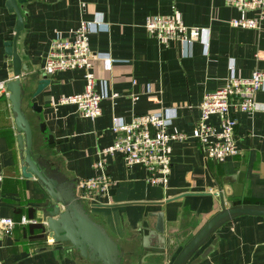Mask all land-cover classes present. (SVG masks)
Segmentation results:
<instances>
[{
    "label": "crops",
    "instance_id": "crops-1",
    "mask_svg": "<svg viewBox=\"0 0 264 264\" xmlns=\"http://www.w3.org/2000/svg\"><path fill=\"white\" fill-rule=\"evenodd\" d=\"M5 3L0 0V83L6 85L14 79L5 43L13 39L16 16ZM22 15L16 47L27 67L22 74L31 78L45 74V58L57 35L65 37L82 20L95 16L103 23L102 30L89 37V49L113 62L109 68L104 61L93 67L95 90L105 87L109 95L100 103L95 121L82 118L74 105L58 104L60 97L83 92L80 70L48 76L47 89L35 99L31 94L36 81L26 85L23 100L34 156L44 158L75 185L95 174L97 152L112 145L114 117L130 123L137 115L174 109L169 131L190 136L200 116L199 104L224 86L229 67L242 79L255 70L264 71V20L258 30L234 28L229 24L232 19L254 18L255 13L229 7L224 0H27ZM153 16H176L185 26L207 28L208 48L195 43L190 51L176 41L160 43L144 28ZM133 95L138 96L136 101ZM255 101L258 111L237 115V156L217 161L209 159L194 139L172 143L166 187L147 182L145 169L128 167L119 154L107 157L106 171L114 184L107 197L85 207L119 245L121 264H170L182 244L173 243L159 258L147 256L142 245L143 236L156 225V213L163 215L165 238H190L220 210L218 186L231 195L225 198L226 206L264 204V86ZM33 102L40 113L31 109ZM207 124L219 131L215 117ZM16 138L10 103L0 95V217L16 222L11 234L0 231V264H101L81 257L65 243L43 239L38 207L47 200L36 178L21 174ZM241 171L242 192L233 196L231 181ZM23 217L36 222L21 224ZM154 243L153 238L145 242ZM186 264H264V216L242 215L225 222Z\"/></svg>",
    "mask_w": 264,
    "mask_h": 264
},
{
    "label": "built area",
    "instance_id": "built-area-1",
    "mask_svg": "<svg viewBox=\"0 0 264 264\" xmlns=\"http://www.w3.org/2000/svg\"><path fill=\"white\" fill-rule=\"evenodd\" d=\"M229 7L241 12H254L250 19H232L229 24L234 28H260L264 20V0H224ZM103 23L97 16L91 21L82 20L79 26L65 37L57 35L45 58L44 73L47 76L57 72L83 71L85 86L82 93L63 96L59 105H74L77 113L84 119L95 121L101 114L100 103L109 99L104 87L102 91L95 90V80L91 61L100 59L106 67L112 65V60L93 53L89 49V37L102 30ZM145 30L157 41H176L190 51L195 43L205 50L208 48V29L188 27L176 16L147 19ZM229 75L222 88L213 94L205 95L198 109L200 116L194 124L190 136L182 132H170L175 120L174 109H164L144 115L134 116L130 123L121 119H112L111 131L115 139L109 147L97 152L92 163L95 174L79 181L80 199L84 205H89L107 197L114 181L106 171L107 157L119 154L128 166L140 165L146 171V180L152 185L167 186L171 170L172 143L184 142L191 138L197 141L201 150L212 160L224 161L239 154L236 147L237 115L252 114L259 110L255 95L264 86V71L255 70L249 78L236 76L233 67H229ZM135 85L136 82L132 81ZM145 92L150 93L148 89ZM0 95L6 96L5 83H0ZM115 96V95H114ZM133 101L138 99L133 95ZM264 111V107H263ZM215 117L219 131L207 124ZM3 176L0 172V182ZM35 223V220L21 218L19 223ZM15 221L10 217H0V231L11 234Z\"/></svg>",
    "mask_w": 264,
    "mask_h": 264
},
{
    "label": "water",
    "instance_id": "water-1",
    "mask_svg": "<svg viewBox=\"0 0 264 264\" xmlns=\"http://www.w3.org/2000/svg\"><path fill=\"white\" fill-rule=\"evenodd\" d=\"M26 2L27 0H6L5 3L8 12L16 16L13 39L5 43V54L10 59L14 79L6 83L5 91L8 94L7 99L11 106V114L17 134L16 141L21 174L25 178L35 177L42 186L47 200L46 204L38 207L41 211L39 223L45 229L43 239L50 237L53 242L65 243L68 249L77 250L81 257L88 258L91 262L121 264L122 250L105 228L90 216L80 199L81 189L79 185H75L74 181H67L44 158L35 157L33 154L32 126L23 109L26 85L36 81V87L31 94V99H35L47 89L50 80L46 74H41L39 78H31L22 74V72L27 71V67L17 54L16 45L19 34L23 30L22 7ZM31 109L36 113L41 112V108L36 102L31 104ZM40 128L42 134H46L43 126ZM46 140L48 144H51L52 136L48 135ZM243 181L244 172L241 171L231 181L233 196L241 195ZM215 196L218 197L220 210L211 216L190 238L184 237L176 241L165 238L163 236V215L161 212L156 213L157 222L154 229L148 231L142 238V245L146 248L147 256L162 257L165 250L171 247L173 243L176 247L182 244L170 264H186L210 235L225 222L242 215L264 216V204L226 206L225 198L231 195H224L221 186L217 187ZM150 238L155 239L153 246L145 244Z\"/></svg>",
    "mask_w": 264,
    "mask_h": 264
},
{
    "label": "rangeland",
    "instance_id": "rangeland-1",
    "mask_svg": "<svg viewBox=\"0 0 264 264\" xmlns=\"http://www.w3.org/2000/svg\"><path fill=\"white\" fill-rule=\"evenodd\" d=\"M74 31V30H73ZM72 32V31H71ZM71 32H70V35H71ZM97 61H102V60H100V59H95V60H92L91 61V64H92V68L94 67V65H95V63L97 62ZM103 62V61H102ZM93 74H94V72H93ZM94 78H95V76H94ZM95 80V79H94Z\"/></svg>",
    "mask_w": 264,
    "mask_h": 264
},
{
    "label": "trees",
    "instance_id": "trees-1",
    "mask_svg": "<svg viewBox=\"0 0 264 264\" xmlns=\"http://www.w3.org/2000/svg\"><path fill=\"white\" fill-rule=\"evenodd\" d=\"M41 232H44V227L42 225L39 226Z\"/></svg>",
    "mask_w": 264,
    "mask_h": 264
}]
</instances>
